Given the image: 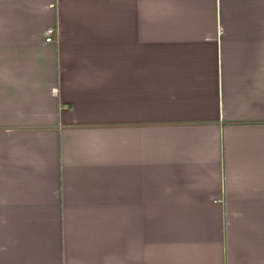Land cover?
<instances>
[{
    "label": "crops",
    "instance_id": "1",
    "mask_svg": "<svg viewBox=\"0 0 264 264\" xmlns=\"http://www.w3.org/2000/svg\"><path fill=\"white\" fill-rule=\"evenodd\" d=\"M0 264H264V0H0Z\"/></svg>",
    "mask_w": 264,
    "mask_h": 264
},
{
    "label": "built area",
    "instance_id": "2",
    "mask_svg": "<svg viewBox=\"0 0 264 264\" xmlns=\"http://www.w3.org/2000/svg\"><path fill=\"white\" fill-rule=\"evenodd\" d=\"M53 33V29L52 28H48L46 31V40L50 41L52 39L51 35Z\"/></svg>",
    "mask_w": 264,
    "mask_h": 264
}]
</instances>
